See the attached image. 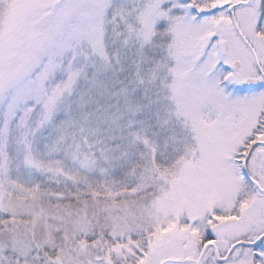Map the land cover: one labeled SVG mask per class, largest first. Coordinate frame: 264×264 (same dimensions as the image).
<instances>
[{
    "label": "snow or ice",
    "instance_id": "6c2138e0",
    "mask_svg": "<svg viewBox=\"0 0 264 264\" xmlns=\"http://www.w3.org/2000/svg\"><path fill=\"white\" fill-rule=\"evenodd\" d=\"M0 264H264V0H0Z\"/></svg>",
    "mask_w": 264,
    "mask_h": 264
}]
</instances>
